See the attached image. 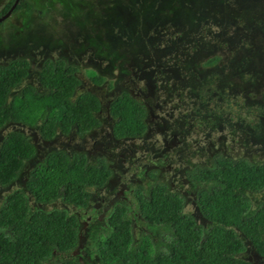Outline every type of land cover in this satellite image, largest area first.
<instances>
[{
  "label": "rangeland",
  "instance_id": "1",
  "mask_svg": "<svg viewBox=\"0 0 264 264\" xmlns=\"http://www.w3.org/2000/svg\"><path fill=\"white\" fill-rule=\"evenodd\" d=\"M26 1L33 5L32 12L17 11L0 25V63L28 59L31 66L22 84L39 85L45 60L65 59L78 68V92H92L100 99L101 125L83 135L58 133L52 140L43 139L38 126L6 125L0 142L6 133L20 131L37 154L16 181L0 188V200L24 188L29 171L53 150L85 153L90 162L105 158L113 170L104 187L88 188L85 207L61 200L31 203L33 208L63 209L78 218L77 248L55 251L50 263L76 258L93 264L91 238L107 230L106 219L118 204L128 208L135 241L148 232L158 241L160 235L144 222L135 197L136 187L155 180L149 171L158 170V179L183 196L184 212L206 224L196 202L202 185L192 182L187 172L210 166L219 155L264 162V0H173L174 5L155 0L147 7L142 0ZM139 21L147 28L142 32L131 26ZM124 27L133 40H118L116 34ZM215 55L219 63L203 68L202 62ZM89 68L105 81L93 83ZM210 80L215 88L204 85ZM202 88L205 95L199 94ZM121 91H130L147 107L148 130L142 137L112 135L108 104ZM248 195L253 208L264 201V190ZM245 244L247 250L240 256L264 264L247 239Z\"/></svg>",
  "mask_w": 264,
  "mask_h": 264
},
{
  "label": "trees",
  "instance_id": "2",
  "mask_svg": "<svg viewBox=\"0 0 264 264\" xmlns=\"http://www.w3.org/2000/svg\"><path fill=\"white\" fill-rule=\"evenodd\" d=\"M15 1H6L0 17ZM142 1L147 7L155 0ZM20 10L30 13L33 5L19 0L11 13ZM120 24L123 27L125 23ZM131 26H139V32L147 29L142 21L131 22ZM124 29L116 34L118 40H133L129 29ZM220 59L211 56L202 66L214 67ZM30 66L26 58L0 63V130L12 123L38 126L42 138L52 140L58 133L83 135L101 125L98 117L101 101L92 92H78L82 82L76 66L63 58H49L39 71V85H23ZM88 72L93 83L100 85L105 81L97 70L89 68ZM206 84L216 87L211 80ZM201 90L204 89L199 94L205 95V90ZM108 113L116 139L139 138L148 130L147 107L130 91L116 95L108 104ZM36 154V146L26 134L16 130L6 133L0 142V188L16 181L26 162ZM149 174L155 180L136 187L135 197L144 222L158 232L160 239L153 241L155 233L148 232L135 241L128 208L118 204L106 219L107 230L91 238L95 251L93 264H253L240 256L247 250L245 239L264 257V201L253 208L248 195L264 190V162L219 155L210 166L199 165L187 172L192 182L202 185L196 202L206 224L184 212L183 196L170 191L168 184L158 179V170ZM112 175L105 158L90 162L81 152L47 153L29 171L24 188L0 200V264H81L76 258L49 262L55 251L67 253L77 248L78 218L63 209L33 208L31 203L51 204L61 200L85 207L90 199L88 188L104 187Z\"/></svg>",
  "mask_w": 264,
  "mask_h": 264
},
{
  "label": "water",
  "instance_id": "3",
  "mask_svg": "<svg viewBox=\"0 0 264 264\" xmlns=\"http://www.w3.org/2000/svg\"><path fill=\"white\" fill-rule=\"evenodd\" d=\"M18 1L19 0H16L15 3L12 5L11 9L5 15H3L2 17H0V22L2 20L6 19L11 14L12 10L15 8V6H16V4H17Z\"/></svg>",
  "mask_w": 264,
  "mask_h": 264
},
{
  "label": "flooded vegetation",
  "instance_id": "4",
  "mask_svg": "<svg viewBox=\"0 0 264 264\" xmlns=\"http://www.w3.org/2000/svg\"><path fill=\"white\" fill-rule=\"evenodd\" d=\"M7 0H5L4 2H1V7H0V10L3 8L4 4L6 3ZM12 16V13L7 17V18H10ZM6 18V19H7Z\"/></svg>",
  "mask_w": 264,
  "mask_h": 264
}]
</instances>
